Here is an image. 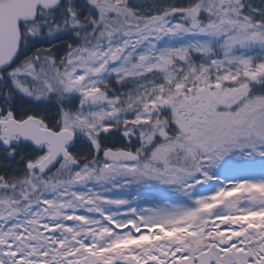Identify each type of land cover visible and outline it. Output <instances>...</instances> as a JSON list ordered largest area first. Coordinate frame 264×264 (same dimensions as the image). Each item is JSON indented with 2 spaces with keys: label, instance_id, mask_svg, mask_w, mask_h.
<instances>
[{
  "label": "snow or ice",
  "instance_id": "1",
  "mask_svg": "<svg viewBox=\"0 0 264 264\" xmlns=\"http://www.w3.org/2000/svg\"><path fill=\"white\" fill-rule=\"evenodd\" d=\"M0 158V264H264V7L0 0Z\"/></svg>",
  "mask_w": 264,
  "mask_h": 264
},
{
  "label": "rangeland",
  "instance_id": "2",
  "mask_svg": "<svg viewBox=\"0 0 264 264\" xmlns=\"http://www.w3.org/2000/svg\"><path fill=\"white\" fill-rule=\"evenodd\" d=\"M132 2L133 3H144V4H151V3L164 4V3H175L176 2V4H178V5L179 4L181 5V3H182V1H180V0H132ZM255 4L256 5H254V4L253 5L257 6V7H264V0H256ZM57 47L62 48L63 44H57ZM54 51H55V49H54ZM111 83H112V85H115L117 90L120 91V92H126V91L129 90L127 85H124V86L116 85L114 80ZM112 141L113 142H118L121 146L123 144L122 141H119L118 137H113ZM0 169L1 170H6L4 174H9L11 171H15L16 170V166H15V164L8 165V166L0 164Z\"/></svg>",
  "mask_w": 264,
  "mask_h": 264
},
{
  "label": "flooded vegetation",
  "instance_id": "3",
  "mask_svg": "<svg viewBox=\"0 0 264 264\" xmlns=\"http://www.w3.org/2000/svg\"><path fill=\"white\" fill-rule=\"evenodd\" d=\"M180 1H182L181 5H183V4H185V3L188 2V0H180ZM249 2H250L251 4L256 5V4H255L256 0H249ZM175 4H176V2H175ZM179 5H180V4H179ZM0 164L5 165V166H8V165H9V164H5L4 162H2V158H0ZM5 171H6V170H1V169H0V173H1V174H4Z\"/></svg>",
  "mask_w": 264,
  "mask_h": 264
}]
</instances>
